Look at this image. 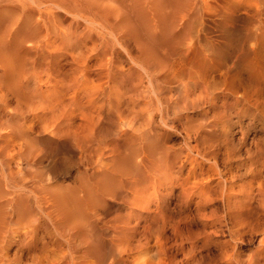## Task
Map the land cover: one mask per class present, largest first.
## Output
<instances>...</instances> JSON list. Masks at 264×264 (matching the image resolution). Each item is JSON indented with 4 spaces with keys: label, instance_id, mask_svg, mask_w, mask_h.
I'll return each instance as SVG.
<instances>
[{
    "label": "bare ground",
    "instance_id": "bare-ground-1",
    "mask_svg": "<svg viewBox=\"0 0 264 264\" xmlns=\"http://www.w3.org/2000/svg\"><path fill=\"white\" fill-rule=\"evenodd\" d=\"M0 264H264V0H0Z\"/></svg>",
    "mask_w": 264,
    "mask_h": 264
}]
</instances>
